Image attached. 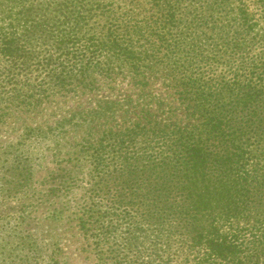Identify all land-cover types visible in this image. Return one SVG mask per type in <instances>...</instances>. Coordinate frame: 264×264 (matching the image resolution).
Returning a JSON list of instances; mask_svg holds the SVG:
<instances>
[{
    "label": "trees",
    "instance_id": "obj_1",
    "mask_svg": "<svg viewBox=\"0 0 264 264\" xmlns=\"http://www.w3.org/2000/svg\"><path fill=\"white\" fill-rule=\"evenodd\" d=\"M95 75L142 93L93 148L101 258L264 264V0H0V107Z\"/></svg>",
    "mask_w": 264,
    "mask_h": 264
},
{
    "label": "rangeland",
    "instance_id": "obj_2",
    "mask_svg": "<svg viewBox=\"0 0 264 264\" xmlns=\"http://www.w3.org/2000/svg\"><path fill=\"white\" fill-rule=\"evenodd\" d=\"M131 81L95 75L86 87L0 107V264H110L90 229L97 220L93 148L104 131L130 123L128 98L142 104ZM148 88L147 106L162 100L165 109L173 107L159 79ZM23 186L27 192H18ZM18 234L32 246L22 249L27 258L9 259L22 248Z\"/></svg>",
    "mask_w": 264,
    "mask_h": 264
}]
</instances>
